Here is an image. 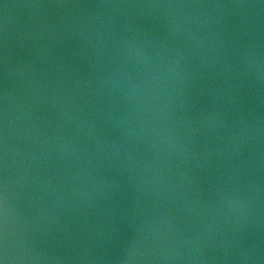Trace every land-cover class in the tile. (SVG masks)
I'll use <instances>...</instances> for the list:
<instances>
[{
	"label": "water",
	"instance_id": "obj_1",
	"mask_svg": "<svg viewBox=\"0 0 264 264\" xmlns=\"http://www.w3.org/2000/svg\"><path fill=\"white\" fill-rule=\"evenodd\" d=\"M192 77L264 115V0H80Z\"/></svg>",
	"mask_w": 264,
	"mask_h": 264
}]
</instances>
